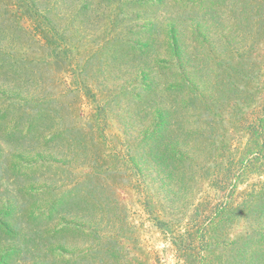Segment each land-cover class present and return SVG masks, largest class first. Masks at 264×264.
Instances as JSON below:
<instances>
[{"label":"rangeland","instance_id":"rangeland-1","mask_svg":"<svg viewBox=\"0 0 264 264\" xmlns=\"http://www.w3.org/2000/svg\"><path fill=\"white\" fill-rule=\"evenodd\" d=\"M263 79L264 0H0V264H175L178 232L211 264H264L220 106Z\"/></svg>","mask_w":264,"mask_h":264},{"label":"trees","instance_id":"trees-1","mask_svg":"<svg viewBox=\"0 0 264 264\" xmlns=\"http://www.w3.org/2000/svg\"><path fill=\"white\" fill-rule=\"evenodd\" d=\"M175 40V39H173ZM175 43V41L173 42ZM175 51V48H174ZM213 52V51H212ZM212 52H208L207 54L212 55ZM180 59V57L178 56ZM196 70V68H194ZM264 80V79H263ZM220 81V82H219ZM254 81V80H253ZM218 85L216 83L212 84V88L215 89V86L218 90L223 89L224 81L221 80L218 76ZM255 82L256 86H243V93L240 92V98H230V102L223 101L221 109L229 110L236 109L238 111V117L233 121L235 123L238 120L236 128H229L231 131H235L234 136L233 131L227 132L223 128V132L221 133L223 136L221 138L225 149H230V144L233 142H238L240 147L237 148L240 155V161L245 160L246 166L249 165L251 168L252 174L255 175L254 181L251 183H246V188H244L239 194H241L242 200L237 202L236 209L239 218L243 220V231L241 233V238L243 240H252L254 236L262 235L264 239V84L261 82ZM189 85L197 93L199 90H196L197 86L188 82L186 80L183 84H178L177 89L181 88V85L184 86ZM185 87V86H184ZM217 90V91H218ZM177 93V90H175ZM220 93H211L205 96L204 101L201 99H196L192 94L189 98H185L182 96L179 100V108L184 107L188 102L194 105V107H199L200 105L206 106L208 109L213 110L214 104L219 102ZM157 120L156 124H160L159 120H162V116L160 114H156ZM181 119V116H179ZM213 121V120H212ZM173 124H169V126H174ZM213 127V124L211 125ZM239 135V137H237ZM210 140H213V135L209 134ZM212 137V138H211ZM246 137V141L242 142L241 138ZM228 145V148L226 147ZM245 169V168H244ZM248 172V170H247ZM246 172L242 173L238 176V180L245 181ZM220 183H225L221 180ZM223 188V187H222ZM232 191H225L226 197H228V201L223 202V205L220 206L217 211L213 214V220L220 221L224 218L229 217L230 211L233 209L232 204H230V198ZM156 219L157 226L161 228L164 232L169 231V226L167 221ZM211 223H216L212 221ZM213 225V224H212ZM211 225V226H212ZM210 226V227H211ZM215 228V227H214ZM209 234V232H208ZM183 233H176L171 236L172 244L174 246L178 245V261L175 264H211V258L208 254H206L205 250L209 241H206L202 236L201 240H194L191 238V235L188 234L185 238L183 237ZM184 238L185 240H183ZM211 239V236H209ZM261 238V240H262ZM198 239V238H197ZM214 239V238H212ZM210 244V243H209ZM200 248V250L198 249ZM176 249V248H175ZM250 250H247L249 253ZM264 260V257H263Z\"/></svg>","mask_w":264,"mask_h":264}]
</instances>
